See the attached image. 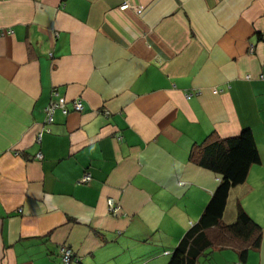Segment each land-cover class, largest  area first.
Segmentation results:
<instances>
[{
  "label": "crops",
  "instance_id": "obj_1",
  "mask_svg": "<svg viewBox=\"0 0 264 264\" xmlns=\"http://www.w3.org/2000/svg\"><path fill=\"white\" fill-rule=\"evenodd\" d=\"M0 31V264H166L220 181L192 147L244 128L222 222L239 204L259 247L196 264H264V0H0Z\"/></svg>",
  "mask_w": 264,
  "mask_h": 264
},
{
  "label": "trees",
  "instance_id": "obj_2",
  "mask_svg": "<svg viewBox=\"0 0 264 264\" xmlns=\"http://www.w3.org/2000/svg\"><path fill=\"white\" fill-rule=\"evenodd\" d=\"M189 161L219 175L220 181L166 264H196L209 248L230 245L238 248L243 260L248 250L259 247L261 228L239 204L232 223L224 224L222 216L230 190L243 184L250 167L260 161L251 130L244 128L237 136L225 139L211 134L192 147Z\"/></svg>",
  "mask_w": 264,
  "mask_h": 264
},
{
  "label": "built area",
  "instance_id": "obj_3",
  "mask_svg": "<svg viewBox=\"0 0 264 264\" xmlns=\"http://www.w3.org/2000/svg\"><path fill=\"white\" fill-rule=\"evenodd\" d=\"M129 6L128 4L124 3L123 5H121L119 7L120 10H124L127 9ZM3 34V31H0V36ZM250 52H252V49L250 48L249 50ZM49 56H51V54H49ZM260 77L262 78V75H260ZM216 91H214L215 93ZM186 98L189 97V95H185ZM61 109L62 114H66L67 110L64 108V102L63 100H58L57 102H51L47 109H46V121L48 123L52 122V117H53V112L55 111V109ZM72 108L73 111L75 112H80L82 110V103L80 100H75L72 103ZM42 131H40V133L38 134V139H40L39 137L41 136ZM83 182H88L90 180V176L89 174H84L82 179ZM108 205L110 207V210H112L113 212H116L119 210V207L114 205V202L112 200H108ZM59 257H60V261L61 264H78V259L75 257V254L67 247L64 246H60L59 248Z\"/></svg>",
  "mask_w": 264,
  "mask_h": 264
},
{
  "label": "rangeland",
  "instance_id": "obj_4",
  "mask_svg": "<svg viewBox=\"0 0 264 264\" xmlns=\"http://www.w3.org/2000/svg\"><path fill=\"white\" fill-rule=\"evenodd\" d=\"M255 189L256 191H253V193L249 195V199H257L258 197L262 199L264 197V188H262V185L259 184Z\"/></svg>",
  "mask_w": 264,
  "mask_h": 264
}]
</instances>
